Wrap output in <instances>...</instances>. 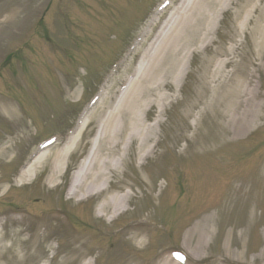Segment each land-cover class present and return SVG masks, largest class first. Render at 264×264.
<instances>
[{
    "label": "rangeland",
    "instance_id": "1",
    "mask_svg": "<svg viewBox=\"0 0 264 264\" xmlns=\"http://www.w3.org/2000/svg\"><path fill=\"white\" fill-rule=\"evenodd\" d=\"M155 1L12 0L9 8L0 7V14L12 9L9 11L10 15L6 14L8 19L6 16L2 17L3 22L0 19V51L3 49L4 52H11L26 45L27 38L33 39L35 44L30 43L29 49L14 56L13 65L10 62L2 73L0 97L5 102L12 103L18 113L15 112L12 118L0 113V212L14 205H25L24 209L29 213L32 211L34 215L29 221V225H32L33 222L39 224L40 219L48 217L45 213L49 209H68L85 228L82 232L94 237L89 238L83 246H78L79 253L86 254L89 258L98 242L111 237L116 245L111 247L107 243L104 248L109 253L110 260L116 264H126V260L136 257L133 247L140 250L132 244L133 247L125 249L126 254L121 256L124 240L119 239V234L121 227L123 231L128 230V225L142 221L147 215L144 211H148V219L157 221L160 218L157 223L162 229L160 235L173 232V244L177 238L179 248L185 250L189 246L192 251L198 249L200 258H193V263L219 264L221 259L237 263L254 261L260 257L264 247V161L258 166V156L264 154V112L257 125L241 137L234 138L229 131L223 135L217 129L214 130L212 123H223L213 116L214 110L223 109L219 106L220 97L213 109L211 105L214 93L204 94L200 98L198 84H195L201 58L207 56L203 53L190 61L188 69L192 74L185 79L182 92L174 89L168 93L172 100L176 98V102L168 107L167 114L159 117V121L164 123L162 128L158 125L155 127V139L160 140L156 148L158 156L148 160L143 170L135 167V163L126 166L125 183L133 186L135 196L130 212L121 215L111 226L95 215L97 198L78 203L69 200L65 193L70 171L78 167L91 147L97 131L95 117L90 118L92 123L86 128L77 150L68 160V174L62 173L56 181V187L47 183V176L57 153L64 145L54 147L58 140L52 145V151L45 154L47 161L37 177L19 186L16 174L21 166L29 164L30 155L36 150L40 139L58 133L69 125L73 127L78 124L86 111L91 110L92 113L102 110V105L96 106L90 100L93 96L100 95L105 80L119 65L113 68L102 83L99 78L109 71L111 61L117 56L125 59L123 54H129L141 41L150 22V15L142 18ZM162 1H157L159 4L153 12H160L159 5ZM252 2L254 5L255 0ZM233 12L234 9L220 16L212 36L215 40V44L211 46L212 52L218 51L216 61L227 60L228 49L234 45L236 54L233 61L245 57L240 65L239 74L242 76L237 75L236 81L239 82L245 75L248 80L245 83L249 88L264 95V50L259 55L254 45L251 38L252 23L242 27L243 32L248 34L247 40L244 39V34L236 35V27L242 20L235 18ZM166 14L167 12L161 14L153 29L160 26ZM255 16L253 13L252 19ZM11 17H14L9 24L11 29H3L2 26ZM40 24H47L48 27ZM33 31L37 36L48 37L51 43L47 46L44 37L35 38ZM12 32H16L15 35L7 36V33ZM148 40L146 38L140 49L129 56L128 62L133 66L148 47ZM241 41H246L244 46ZM52 51L58 55L52 57ZM2 59L4 57L0 56V61ZM29 62L34 65L33 70ZM19 68L24 74L20 73ZM226 70V74H229V68ZM41 75L47 76L52 94L46 87L45 77ZM117 89L116 86L111 90L113 98L118 94ZM63 92L64 97L59 101L57 97ZM111 103L112 106L116 104ZM191 106L192 115L187 116L186 110ZM156 109L153 108L145 118L146 123L155 121ZM205 110L208 113L195 130L198 113ZM24 126L27 131L23 135ZM69 135L67 133L65 138ZM6 147H10V152L3 155L2 151ZM227 159L228 165L223 167L227 164ZM254 167V170H250ZM179 170L182 175L178 173L173 177ZM151 224L148 221L145 227L146 231L149 230L145 237V247L153 249L156 247L157 237L154 236ZM195 225L199 226L193 237L195 239L187 240L188 230ZM14 229L7 225L5 231L11 234ZM208 230L209 233L200 242L199 235ZM59 231L58 226L52 222L46 230L36 231L39 252L37 258L26 264H40L42 260L39 256L42 254H45L47 261L55 255L57 244L50 243L54 232L59 236V252L54 262L65 257L70 260L78 259L80 254L72 253L69 246L64 247L63 240L66 238ZM118 239L123 242L119 244ZM238 239L240 241L234 244ZM163 240L167 242L169 238ZM198 242L202 244L199 245ZM161 244L160 247L163 246ZM51 245L55 250H49ZM111 248L112 253L116 252L121 259L118 255L110 254ZM235 255L241 257L235 258ZM148 260L150 262L152 259L149 257ZM257 263L264 264L260 261ZM97 264H100V260Z\"/></svg>",
    "mask_w": 264,
    "mask_h": 264
},
{
    "label": "bare ground",
    "instance_id": "2",
    "mask_svg": "<svg viewBox=\"0 0 264 264\" xmlns=\"http://www.w3.org/2000/svg\"><path fill=\"white\" fill-rule=\"evenodd\" d=\"M250 4H253L252 0H180L142 53L131 79L125 84L119 97L115 98L116 104L112 106L111 101H114V98L110 97L112 93L109 86L100 103L102 110L91 114L97 121L98 132L88 157L72 178L68 191L69 198L83 201L97 197L99 199L97 215L107 221H113L128 211L133 190L130 185H125L124 179L121 178L125 173L124 166L133 159L136 166L142 168L146 161L157 156L156 146H151L150 143L156 134L155 124L161 122L156 119L154 123L146 124L143 116H147L155 107L162 112L167 111L165 108L172 104L168 93L175 88L182 90L185 76L192 74L188 70L190 61L202 53L207 56L201 58L195 84H198L200 98H203L204 94L214 93L211 105L213 109L220 97L219 106L223 109L214 110L213 116L223 121L222 131L229 129L234 137H240L257 125L264 111V97L248 89L245 81H236L238 63L232 66L229 74H226L225 69L230 65V61H216L218 51L212 52L211 49V44L214 43L212 35L220 14L235 8L237 18L240 20L242 18L236 27L237 32L248 21L254 23L251 37L257 41L256 45L258 44L263 53L264 0H255L253 9H246ZM253 12L256 14L255 21L251 19ZM233 53L234 50L230 49V55ZM131 70L132 66L128 64L124 74ZM192 108L193 106L187 108V116H191ZM207 113L206 110L199 111L195 130ZM160 115L161 112L157 118ZM87 122V119L80 122L76 133L63 151L57 153L47 178L49 184H53L62 175L69 154L76 148L79 135ZM212 124L214 130L221 131L219 124ZM9 152L10 148H5L2 154ZM46 161L44 154L36 158L22 171L20 180L26 181L35 176ZM124 188H128V191ZM22 223L23 221H18L17 225L20 226ZM4 230V223L0 224V264H25L32 261L33 254L30 250L34 247V240L26 237L22 228L15 230L12 236ZM198 230V225L188 230L187 240L194 239ZM209 230L204 233L205 235L202 233L199 235L200 242L207 236ZM142 235L144 234L139 231L132 233V238L140 246L145 242L144 236L140 239ZM200 242L199 245L202 244ZM190 252L199 256L198 249ZM235 257L240 258L241 255ZM254 261L264 262V248L260 257ZM57 264L74 262L64 260ZM82 264H90V261H84ZM161 264H173V260H165Z\"/></svg>",
    "mask_w": 264,
    "mask_h": 264
}]
</instances>
